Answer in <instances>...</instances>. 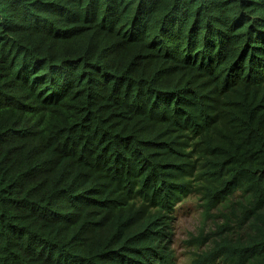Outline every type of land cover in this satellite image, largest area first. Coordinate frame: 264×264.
<instances>
[{"label": "trees", "instance_id": "1", "mask_svg": "<svg viewBox=\"0 0 264 264\" xmlns=\"http://www.w3.org/2000/svg\"><path fill=\"white\" fill-rule=\"evenodd\" d=\"M192 192L264 264V0H0V264H176Z\"/></svg>", "mask_w": 264, "mask_h": 264}, {"label": "rangeland", "instance_id": "2", "mask_svg": "<svg viewBox=\"0 0 264 264\" xmlns=\"http://www.w3.org/2000/svg\"><path fill=\"white\" fill-rule=\"evenodd\" d=\"M219 208L221 205L208 210L205 195L197 192L187 194L175 205L170 247L176 264H192L214 246L217 227L224 221ZM215 264L223 263L218 260Z\"/></svg>", "mask_w": 264, "mask_h": 264}]
</instances>
